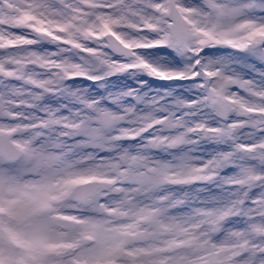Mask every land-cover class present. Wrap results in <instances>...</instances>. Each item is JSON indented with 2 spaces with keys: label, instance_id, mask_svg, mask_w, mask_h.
<instances>
[{
  "label": "snow or ice",
  "instance_id": "obj_1",
  "mask_svg": "<svg viewBox=\"0 0 264 264\" xmlns=\"http://www.w3.org/2000/svg\"><path fill=\"white\" fill-rule=\"evenodd\" d=\"M0 264H264V0H0Z\"/></svg>",
  "mask_w": 264,
  "mask_h": 264
}]
</instances>
